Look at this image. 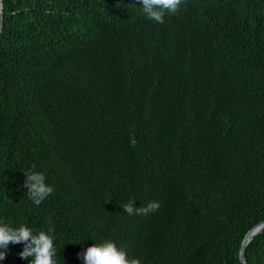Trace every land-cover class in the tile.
Segmentation results:
<instances>
[{
  "label": "trees",
  "instance_id": "1",
  "mask_svg": "<svg viewBox=\"0 0 264 264\" xmlns=\"http://www.w3.org/2000/svg\"><path fill=\"white\" fill-rule=\"evenodd\" d=\"M141 7L3 0L0 219L51 221L58 264L105 239L141 264H241L264 221V0H182L162 24ZM33 165L55 187L40 206ZM244 255L264 264V230Z\"/></svg>",
  "mask_w": 264,
  "mask_h": 264
},
{
  "label": "clouds",
  "instance_id": "2",
  "mask_svg": "<svg viewBox=\"0 0 264 264\" xmlns=\"http://www.w3.org/2000/svg\"><path fill=\"white\" fill-rule=\"evenodd\" d=\"M141 11L147 18L156 22L164 23L166 13L178 11L182 0H137ZM23 186L27 189V196L35 206H40L55 192L54 185L47 182L44 171L37 170L35 165L24 172ZM135 199H130L123 205L124 212L129 215L148 214L159 209L158 201H150L147 206H135ZM46 229H36L27 223L13 226L4 219H0V261L5 259L10 244H23V250L19 256L27 261V264H58L57 237L55 227L48 222ZM32 258L29 260V258ZM84 264H141L139 258L130 257L127 249L112 239L94 242L80 257Z\"/></svg>",
  "mask_w": 264,
  "mask_h": 264
},
{
  "label": "water",
  "instance_id": "3",
  "mask_svg": "<svg viewBox=\"0 0 264 264\" xmlns=\"http://www.w3.org/2000/svg\"><path fill=\"white\" fill-rule=\"evenodd\" d=\"M3 0H0V35L3 29ZM264 230V221L258 223L257 225L253 226L244 236V239L241 244L240 252H239V259L241 264H248L244 251L249 242L258 234H260ZM0 252H5V249L0 248ZM1 263V261H0Z\"/></svg>",
  "mask_w": 264,
  "mask_h": 264
}]
</instances>
